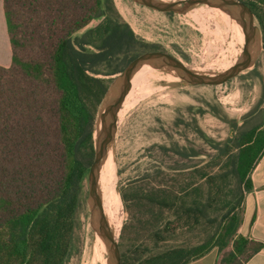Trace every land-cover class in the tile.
I'll return each instance as SVG.
<instances>
[{
    "label": "trees",
    "instance_id": "trees-1",
    "mask_svg": "<svg viewBox=\"0 0 264 264\" xmlns=\"http://www.w3.org/2000/svg\"><path fill=\"white\" fill-rule=\"evenodd\" d=\"M240 1L255 15L264 49V0ZM3 11L11 62L0 65V264H66L93 159L95 113L111 76L142 52L164 50L138 38L113 0H3ZM176 124L216 154L212 162H176V172H189L177 188L158 181L120 190L129 214L118 237L121 264H187L213 248L219 264H245L262 247L238 227L243 191L264 149V124L246 128L233 120L235 134L223 142L184 120ZM159 149L189 161L199 153L186 145ZM162 171L157 166L146 177ZM201 221L203 241L168 244L177 228Z\"/></svg>",
    "mask_w": 264,
    "mask_h": 264
},
{
    "label": "rangeland",
    "instance_id": "rangeland-1",
    "mask_svg": "<svg viewBox=\"0 0 264 264\" xmlns=\"http://www.w3.org/2000/svg\"><path fill=\"white\" fill-rule=\"evenodd\" d=\"M113 2L138 38L171 53L190 68L205 72L223 70L235 61L242 49L240 27L233 20H224L218 11H213L204 4L193 7L185 14L169 15L132 0ZM98 21L99 19H95L90 25H95ZM254 44L258 45V40L255 39ZM259 46L261 48L254 51L255 60L250 67H258L264 74V49L260 42ZM117 76L118 74H114L111 78ZM243 76L244 74H238L227 83L214 86L183 85L170 71L148 64L147 69L134 77L128 96L119 110L114 139L109 146L110 167L107 171H103L102 167L100 172L101 178L104 177L109 182L119 197V201L115 200L117 216L121 220L117 235L123 223L129 219L120 190H129L134 186L146 189L158 181H165L177 188L180 182L189 180V172H176V162L187 165L202 161L201 159L212 162L215 150L190 128L177 125V120L197 125L206 137L220 141L233 135V130L209 111L203 115L197 114V108L202 106L209 109L206 104L215 105L216 115L228 119L243 116L255 106L260 113H264L262 80L254 77L249 85ZM190 107L192 111H189ZM161 145L168 148L186 145L199 150L201 155L190 161L181 160L171 152L163 153L159 149ZM157 166L164 171L156 179L146 177ZM84 184L72 256L66 264H99L93 253L94 236L96 238L98 235L92 223L94 218L88 197L87 176ZM98 188L106 212L100 178ZM206 232L205 221L189 228H177L174 238L168 244L191 246L203 241ZM101 254L106 264L104 244Z\"/></svg>",
    "mask_w": 264,
    "mask_h": 264
},
{
    "label": "water",
    "instance_id": "water-1",
    "mask_svg": "<svg viewBox=\"0 0 264 264\" xmlns=\"http://www.w3.org/2000/svg\"><path fill=\"white\" fill-rule=\"evenodd\" d=\"M142 6L159 12L185 14L197 5H210L220 8L229 15L241 29L243 36L239 56L227 68L215 72H205L190 68L171 53L151 50L134 57L118 76L110 82L98 105L93 124V159L87 172L88 197L93 214V228L106 248V264H121L118 245L119 234L101 203L98 188L99 173L107 159L109 146L114 139L117 117L123 101L130 90V81L135 72L143 65H152L170 71L183 85H219L237 76L250 67L254 53L261 48L262 32L250 8L240 0H132ZM258 40V45L254 40ZM255 51V52H254Z\"/></svg>",
    "mask_w": 264,
    "mask_h": 264
},
{
    "label": "crops",
    "instance_id": "crops-1",
    "mask_svg": "<svg viewBox=\"0 0 264 264\" xmlns=\"http://www.w3.org/2000/svg\"><path fill=\"white\" fill-rule=\"evenodd\" d=\"M10 62L11 44L3 11V0H0V65L7 67L9 66ZM253 67L254 66L241 71V74L239 73V75L244 74V80L247 81L249 85L254 80L252 79L254 77L259 81L262 80L264 92V74L258 67ZM252 73H254L255 75H252ZM253 102L255 103V100H253ZM199 108L204 109L205 112L198 113L197 108L195 111L197 114L203 115L207 111L212 113L209 109L203 108L202 106ZM212 114L220 118L223 122L227 123L230 129L233 130V135L227 136L225 139L220 140L219 142H223L228 138L234 136L235 131L233 128H231V123L233 120L237 122V125H243L246 128L264 124V113H260L256 106L253 110L247 112V114H244L243 116H235L229 119L224 116L216 115L215 113ZM200 155L201 153L199 151L196 157H199ZM201 160L202 161L200 162L204 163V159ZM249 180L250 188L248 190L243 191V196L239 206L241 222L238 227V232L246 238L261 243L262 245V247L256 253L251 255L246 260L245 264H264V149L259 154L257 160L253 165L252 170L249 173ZM219 260L220 252L216 248H213L205 255L193 261H190L187 264H219Z\"/></svg>",
    "mask_w": 264,
    "mask_h": 264
},
{
    "label": "bare ground",
    "instance_id": "bare-ground-1",
    "mask_svg": "<svg viewBox=\"0 0 264 264\" xmlns=\"http://www.w3.org/2000/svg\"><path fill=\"white\" fill-rule=\"evenodd\" d=\"M206 6L210 7L211 9H213V11H217L215 8H213L210 5H206ZM221 17L224 20H226V21L231 20V18L229 16L221 15ZM217 61H219V60L217 59ZM127 96L128 95H126V97ZM126 97H125V99H126ZM125 99L123 101V104L125 102ZM102 167H103V169L102 168L101 169L103 171L104 170L107 171L108 168L110 167V161H109L108 156H107V159L104 161ZM99 178H100V182H101V185H102V188H103V192H104V196H105V200H106V214H107V216H108V218L110 220L111 225L113 227H115V231L117 232L119 227H120V225H121V220L117 216V207H116L115 200L118 199V201H119V197H118V194L113 190V188L111 187L109 182L104 177L101 178L100 173H99ZM99 190H100V188H99ZM97 237L95 238V236H94L93 253H94L95 258L98 260L99 264H104V259L101 257V255H102L101 251H102V247H103V242H102V240L99 237L98 238ZM99 239H100V241H99Z\"/></svg>",
    "mask_w": 264,
    "mask_h": 264
}]
</instances>
